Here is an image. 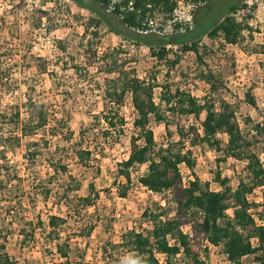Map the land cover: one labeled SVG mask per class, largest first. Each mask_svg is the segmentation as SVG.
<instances>
[{
  "label": "rangeland",
  "instance_id": "rangeland-1",
  "mask_svg": "<svg viewBox=\"0 0 264 264\" xmlns=\"http://www.w3.org/2000/svg\"><path fill=\"white\" fill-rule=\"evenodd\" d=\"M236 3L237 0H211L209 9L204 5L197 9L181 3L177 16L191 24L197 13L196 18L210 23L224 16ZM244 4L246 7L236 13L237 19L244 23L243 39L238 45L222 46L221 39L213 41L207 36L202 44L212 50L211 58L206 61L208 67L223 77L225 86L220 96L239 108L238 118L245 129L247 117L256 123L264 122V0H246ZM92 16L90 11L71 0H0V111L11 112L19 107L22 121H27L29 110L26 105L32 96L50 111H57L59 117L67 118L74 132L73 141L68 143L61 136L49 134L50 128H40L36 135L23 138L21 145L7 154L8 164L21 180L15 178V172H1L0 247L4 245L17 264H123V261L132 264V254H125L116 246L133 229H150L151 224L146 223L144 213L157 203L165 204L163 195L151 193L138 183V177L146 174L147 166L132 168V184L128 188L127 181L119 173V164L129 158L133 148L131 139L137 134L134 127L137 113L130 95L121 106H115L127 123L120 142L104 144L99 140L98 144L94 143L93 148L101 145L104 149L98 146L94 150L95 160L89 168L72 158L71 147L80 141L81 130L89 129L94 122L92 115L99 114L104 108L106 80L119 76L117 72H108L109 62L117 60L120 65L128 59L125 69L135 70L143 80L154 69L158 72L160 85L171 84L173 90L179 86L198 98L209 93L210 88L198 78L207 66L201 64L194 53L180 52L181 62L167 76L166 66L155 69L156 59L149 47H137L132 41L112 33L105 24L100 26L97 38L91 34L85 37V26ZM158 23L154 29L162 28V34L172 30ZM88 41L95 46L86 54L87 48L79 50L77 47ZM120 48L121 51L115 53ZM172 49L179 52L178 47ZM170 57L173 58L174 53ZM44 65L48 72L41 70ZM75 65H80L78 75L73 68ZM161 92L160 88L155 91L157 102ZM247 94L256 99L258 110L247 104ZM204 118L205 114L199 119L185 116L169 128L152 120L150 128L161 144L186 138L196 166L194 171L186 165L181 166L184 183L188 184L196 175L202 182L210 183L213 190H220L214 182L219 171L222 177L230 179L232 187L237 188L239 179L246 177V162L228 158L218 163L222 154L209 143L191 148L190 138L179 136L178 128L187 134L189 127L196 126L202 137ZM101 133L98 129L86 137L94 142L93 134ZM220 138L227 140L226 136ZM43 139L50 141L44 155L34 163L28 161L27 144L43 142ZM257 140V152L264 164V137ZM60 160L67 166L66 172H56L53 168L52 165H57ZM4 163L0 160L1 171ZM1 181L7 184L2 186ZM76 183L81 184L78 193L71 191ZM91 184L99 198L95 205L84 207L78 198L89 196ZM125 188L127 198L120 194ZM66 190L70 191L69 200L65 198ZM263 197V189H257L249 196L250 212L260 221H264V208H254V205L262 203ZM227 214L232 217L233 210ZM51 216L64 220L56 231L61 235V242L70 241L68 259H61L57 242L50 241ZM33 226L35 233H32ZM183 230L190 236L194 251L207 264H230L222 248L209 245L205 235L192 230L190 225H185ZM159 259L160 264H168L165 256ZM242 263L256 264L253 256L242 259Z\"/></svg>",
  "mask_w": 264,
  "mask_h": 264
},
{
  "label": "trees",
  "instance_id": "trees-1",
  "mask_svg": "<svg viewBox=\"0 0 264 264\" xmlns=\"http://www.w3.org/2000/svg\"><path fill=\"white\" fill-rule=\"evenodd\" d=\"M71 1L93 14L85 26V37L91 34L93 38H97L100 26L105 24L112 33L132 41L137 47H149L156 59L155 69L160 65L166 66L167 76L181 62L180 52L194 53L196 59L207 66L198 75L210 88L202 99L179 86L173 90L171 84L160 85L157 81L158 72L154 69L147 79H141L135 70L125 69L128 59L120 65L117 60L107 64L108 72H117L119 76L106 80L104 108L99 114L92 115L94 122L89 129L81 130L80 141L73 143L71 147L72 158L84 168H89L95 160L94 150L98 146L102 147L95 145L93 148L94 143L98 144L99 140L104 144L120 142L127 123L123 113L115 106H121L130 95L137 113L134 121L137 134L131 139L133 148L129 158L119 164V173L127 181L128 188L132 184V168L147 166L146 174L138 177V183L151 193L163 195L165 202L155 204L144 213L146 223L151 224L150 229H133L122 237L121 243L116 247L123 249L125 254H132V264H160L157 254H164L168 264H207L194 251L190 236L183 230L185 225H190L192 230L206 236L209 245L222 248L230 264H243L242 259L250 256L254 257L256 264H264V226L259 225L250 212L252 203L249 201V196L257 189L264 190V164L257 152V138L264 137V122L256 123L251 117H247L244 120L247 127L243 128L238 118L239 108L220 96L221 89L225 86L223 77L208 67L206 61L211 58L212 50L202 44L203 38L207 36L213 41L221 39L222 46L238 45L243 39L244 23L237 19L236 13L241 7H246V0H237L224 16L214 22H203L194 13L191 24L178 18L180 4L192 5L197 9L204 5L209 9L211 0ZM158 22L172 30L164 34L160 32L162 28L155 30L154 25ZM93 28L96 31H91ZM94 46L92 41H88L87 44L80 43L77 48H87L85 52L89 54ZM174 47H178L179 52H174ZM120 51L121 48L115 53ZM171 53H174L173 58L170 57ZM79 67L80 65L73 67L77 75ZM41 70L48 72L45 65ZM159 88L162 92L157 102L155 91ZM246 102L258 110L257 101L250 94L246 95ZM26 106L29 110L27 121H22L19 107L11 112L0 111V160L5 161L0 175L4 171L8 174L15 172L8 164L7 154L15 151L23 138L36 135L40 128H50L49 134L53 137L61 136L68 143L73 141L74 132L70 129L67 118L59 117L57 111H50L44 103H37L32 96H29ZM202 114H205L201 125L202 137L196 126L189 127L187 134H184L182 128H178L179 136L190 138L191 148H196L203 142L209 143L211 148L222 154L218 163L228 158L246 162V177L239 179L237 188L232 187L230 179L222 177L219 171L214 176V182L220 186V190H213L210 183L202 182L196 175L185 184L181 166L186 165L192 171L196 166L193 150L187 148L186 138L161 144L150 128L152 120L169 128L182 117L199 119ZM10 125L14 127L8 129L6 126ZM98 129L102 133L97 136L93 134L94 142L86 137ZM222 136L227 137L226 142L220 138ZM49 145L50 141L45 139L43 142L27 144V160L34 163L39 156L44 155V150ZM103 149L102 147L101 150ZM62 162L60 160L57 165H52L56 172L67 171V166ZM14 174L16 179L21 180L17 172ZM1 183L2 186L7 184L5 181ZM80 185L76 183L71 191L78 193ZM127 188L121 190L123 198L128 196ZM89 189V196L78 198L84 207L95 205L99 198L94 184ZM69 192L65 191L66 200L70 198ZM259 207L264 208V197L262 203L254 205V208ZM229 210H233L232 217L227 214ZM61 222L64 220L60 217H50L49 225L53 228L49 234L50 241L57 242L60 258L68 259L70 241L66 239L61 242V235L56 231ZM35 231L33 226L32 233ZM0 249V264H17L6 252L4 245ZM123 264L127 263L123 261Z\"/></svg>",
  "mask_w": 264,
  "mask_h": 264
},
{
  "label": "built area",
  "instance_id": "built-area-1",
  "mask_svg": "<svg viewBox=\"0 0 264 264\" xmlns=\"http://www.w3.org/2000/svg\"><path fill=\"white\" fill-rule=\"evenodd\" d=\"M186 184V183H185ZM256 218V217H255ZM256 220H257V222H258V224L259 225H263L264 226V221H260L259 219H257L256 218ZM256 241V239H254L253 240V242H255ZM163 256H165L164 254H157V257L159 258V257H163Z\"/></svg>",
  "mask_w": 264,
  "mask_h": 264
}]
</instances>
